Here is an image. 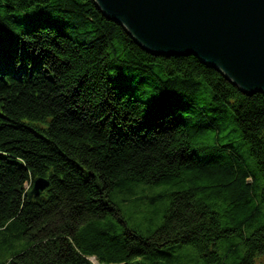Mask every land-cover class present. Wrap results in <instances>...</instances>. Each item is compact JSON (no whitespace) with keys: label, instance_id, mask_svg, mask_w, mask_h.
<instances>
[{"label":"trees","instance_id":"obj_1","mask_svg":"<svg viewBox=\"0 0 264 264\" xmlns=\"http://www.w3.org/2000/svg\"><path fill=\"white\" fill-rule=\"evenodd\" d=\"M91 257L264 264V93L96 0H0V264Z\"/></svg>","mask_w":264,"mask_h":264},{"label":"water","instance_id":"obj_2","mask_svg":"<svg viewBox=\"0 0 264 264\" xmlns=\"http://www.w3.org/2000/svg\"><path fill=\"white\" fill-rule=\"evenodd\" d=\"M139 44L159 54L193 55L246 93H264V0H96ZM49 182L40 178L38 197Z\"/></svg>","mask_w":264,"mask_h":264},{"label":"rangeland","instance_id":"obj_3","mask_svg":"<svg viewBox=\"0 0 264 264\" xmlns=\"http://www.w3.org/2000/svg\"><path fill=\"white\" fill-rule=\"evenodd\" d=\"M139 193L137 194L140 199L141 198H144V197H147L151 192H150V189H145V188H140L139 189ZM140 201V200H138ZM119 204L121 205L122 207V210L126 213L127 216H130V213H137L139 215H141V213L138 212V209H139V206H138V202L136 203H133L131 201H128L126 204H123L122 202H119ZM138 215H136V219H130L131 222L133 223H140L142 224L143 226H146L147 223L143 222L140 217H137ZM135 217V216H134ZM134 220V221H133Z\"/></svg>","mask_w":264,"mask_h":264}]
</instances>
